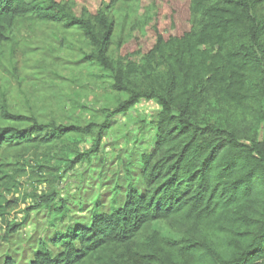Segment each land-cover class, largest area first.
<instances>
[{
    "label": "trees",
    "instance_id": "obj_1",
    "mask_svg": "<svg viewBox=\"0 0 264 264\" xmlns=\"http://www.w3.org/2000/svg\"><path fill=\"white\" fill-rule=\"evenodd\" d=\"M118 1L75 15L68 1L0 0V44L26 17L74 29L92 48L85 58L123 96L94 119L68 124L2 105L4 121L26 126L0 124V217L14 202L3 191L21 188L14 175L30 183L25 214L50 208L64 177L101 153L114 118L142 102L158 107L150 118L156 142L141 157L143 188L126 186L120 207L52 239L61 252L42 244L29 263L6 257L4 264H264V0H186V31L164 37L152 26V47L125 56L110 52ZM74 137L92 138L90 147L73 158L56 155ZM37 148L51 154L30 171L1 163L4 154Z\"/></svg>",
    "mask_w": 264,
    "mask_h": 264
},
{
    "label": "rangeland",
    "instance_id": "obj_2",
    "mask_svg": "<svg viewBox=\"0 0 264 264\" xmlns=\"http://www.w3.org/2000/svg\"><path fill=\"white\" fill-rule=\"evenodd\" d=\"M57 1H68L72 13L78 15L82 7L94 14L103 0ZM113 13V55L147 52L155 41L152 26L156 25L164 37L180 35L189 27L186 0H119ZM154 13L152 25L141 31L149 22L147 17ZM6 36L7 41L0 44V124L26 126L4 121L2 105L12 114L42 123L68 124L92 120L100 110L112 108L116 100L123 99L112 90L110 79L100 67L85 58L92 48L78 31L26 17L17 20ZM157 111L154 103L142 102L114 118L103 135L101 153L64 177L50 208L36 207L25 214L33 205L32 197L27 198L30 183L26 177L14 175L22 185L19 191H3L5 199L14 202L0 217V264L6 257L29 263L42 244L55 254L61 252L63 246H55L52 239L88 225L95 212L120 207L126 186L143 188L141 157L149 154L156 142L150 118ZM91 142L92 138L68 139L56 155L73 158L75 152L87 150ZM50 154L45 148L18 156L4 154L1 163L10 165V170L25 167L30 171L31 163L36 166ZM15 224L20 225L15 228L17 232L10 231Z\"/></svg>",
    "mask_w": 264,
    "mask_h": 264
}]
</instances>
